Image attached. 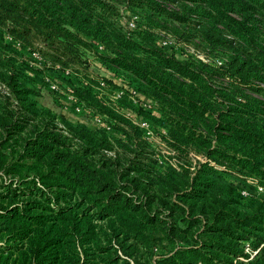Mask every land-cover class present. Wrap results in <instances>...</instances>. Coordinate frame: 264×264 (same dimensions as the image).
Listing matches in <instances>:
<instances>
[{"label":"trees","instance_id":"obj_1","mask_svg":"<svg viewBox=\"0 0 264 264\" xmlns=\"http://www.w3.org/2000/svg\"><path fill=\"white\" fill-rule=\"evenodd\" d=\"M138 1L152 12L147 36L157 19L195 26L192 39L226 59L181 61L173 47L140 48L104 0H0V46L11 49L4 35L39 45L52 66L72 70L82 49L102 44L103 62L133 75L156 103L178 156L193 149L208 162L160 168L143 131L93 94V78L70 92L119 138L39 109L36 93L5 74L0 264H264V23L255 17L264 18V0H161L182 5L181 15ZM209 162L256 180L255 191L226 182Z\"/></svg>","mask_w":264,"mask_h":264},{"label":"rangeland","instance_id":"obj_2","mask_svg":"<svg viewBox=\"0 0 264 264\" xmlns=\"http://www.w3.org/2000/svg\"><path fill=\"white\" fill-rule=\"evenodd\" d=\"M104 1L116 8V14L113 17L116 27L122 29L127 37L140 48H147L146 42L154 48L165 42L168 44V48L164 49V53L173 47V52H176L178 59L192 62L205 60V55L221 62L228 55V52L225 53L223 50L208 52L202 43L192 39V35L197 30H194L195 26L188 24L177 27V24L169 20L157 19L155 21L159 23V26L154 29L155 34L147 36L142 32V27L148 25L147 19L152 15V12L146 4H142L138 0ZM154 1H157L163 9L171 13L178 15L182 13V5L161 0ZM136 4H142L144 7L136 6ZM237 14L238 11L231 15L238 19ZM191 17L194 21L201 19L202 23H207L205 18L202 19L198 15L193 14ZM255 17L264 23V18H260L258 15ZM154 18L156 19L155 16ZM176 28L180 29V32L184 31L190 34L189 40H179V35L175 31L178 30ZM2 44L10 46L11 49L0 46V101L6 93L5 76L3 75L13 73L15 77H19L20 83L36 93L33 99L39 109H50L52 112L63 116L72 125L79 124L90 130L104 128L112 137L119 138V132L111 128L107 122V117L88 108L70 92L72 86L82 85L85 81L88 82L89 79L93 78L94 82L90 83L93 94L113 112L126 117L131 123L141 126L144 137L155 150L160 168L167 164L177 167L186 163L193 171L197 162H208L204 154L195 152L193 149L187 150L185 159L178 156V153L171 146L172 140L168 135L167 123L157 111L156 103L143 95L144 90L141 82L136 80L133 75L103 62L101 57L105 56L108 50L104 49L102 44L90 45L88 43L90 48L81 50L82 64L73 66L72 70L67 69L69 74H65L58 65L52 66L39 53V45L33 50H29L8 40L6 35H4ZM98 46H101L102 49H99ZM135 53L138 57L147 56L142 50L136 49ZM216 64L218 65L217 62ZM209 165L219 170L226 182L239 183L244 187V190L255 191L256 180L245 178L242 180L243 182H240L236 175L223 173V167L213 162H209ZM165 245L164 242L163 246ZM163 246L157 248L159 254H166L169 251L168 248H162ZM114 247L116 248V245Z\"/></svg>","mask_w":264,"mask_h":264},{"label":"built area","instance_id":"obj_3","mask_svg":"<svg viewBox=\"0 0 264 264\" xmlns=\"http://www.w3.org/2000/svg\"><path fill=\"white\" fill-rule=\"evenodd\" d=\"M7 39L10 40V41H13L14 43H16L11 37H8V36H7ZM16 44H17L18 46H21L19 43H16ZM161 47H163L164 49H167V48H168V44L165 43V42H162ZM98 48H99V49H102L101 46H98ZM40 58H41V57H40ZM218 64H220V62H218ZM63 72H64L65 74H69V72H68L67 69H66V70H63ZM101 85H103V84L101 83ZM134 125H136V124H134ZM136 126H138V127L141 129V126H140V125H136ZM141 130H142V129H141ZM142 131H143V130H142ZM147 134H149V133H147ZM258 190H259V192H263V191H264V189H262L261 187H259ZM242 195L246 197L248 194H247V192L242 191Z\"/></svg>","mask_w":264,"mask_h":264}]
</instances>
